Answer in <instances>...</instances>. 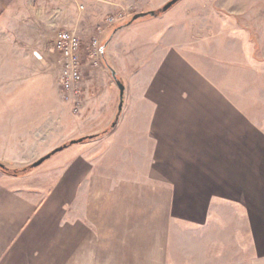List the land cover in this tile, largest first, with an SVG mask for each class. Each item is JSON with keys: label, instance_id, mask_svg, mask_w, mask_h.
Here are the masks:
<instances>
[{"label": "crops", "instance_id": "0c3cea01", "mask_svg": "<svg viewBox=\"0 0 264 264\" xmlns=\"http://www.w3.org/2000/svg\"><path fill=\"white\" fill-rule=\"evenodd\" d=\"M0 1L7 9L19 0ZM172 14L156 17L162 29L149 43L158 59L147 78L121 79V110L106 67L111 83L92 86L108 97L64 128L76 135L84 120H116L110 132L55 153L61 159L42 176L0 174V264H169L172 227L184 217L205 231L217 228L210 218L223 226L236 217V231L264 250V95L249 94L264 90V72L250 85L212 44L186 53ZM122 32L102 47L106 60ZM58 67L60 78L59 57Z\"/></svg>", "mask_w": 264, "mask_h": 264}, {"label": "rangeland", "instance_id": "374dc122", "mask_svg": "<svg viewBox=\"0 0 264 264\" xmlns=\"http://www.w3.org/2000/svg\"><path fill=\"white\" fill-rule=\"evenodd\" d=\"M17 1L4 2L14 6ZM19 1L15 7H0L4 21L0 23V162L8 167L29 166L49 153V148L57 142L55 146L59 147L73 138L109 127V120L100 119L96 126L91 120H84L82 134H68L64 129L70 126L73 114L93 112L99 95L108 97V88L104 93L92 85L111 83L102 47L115 30L124 33L111 42L112 54L105 53L107 63L120 79L139 82L147 78L158 59L152 53L155 44L149 43L162 29L156 17L168 12L175 17L169 26L175 29L180 47L186 53L189 48L204 51L212 44L214 53L219 49L229 54V65L243 72L250 85L254 79L258 80V73L264 72V0H179L161 16L140 18L130 25L126 23L134 15L161 8L170 0H69L67 6L61 7L64 0ZM118 14L122 18H117ZM109 16L114 17V22L106 21ZM63 30L74 32L82 42L80 98H84V103H80L76 113L70 102L75 100L64 96L57 82L58 54L53 51V43ZM140 33L150 37L144 40ZM94 39L99 43L96 49L91 47ZM36 51L40 56L34 55ZM187 56L190 58L191 54ZM196 57L199 61L200 56ZM249 94L264 95V90ZM53 115L58 117L56 121L50 118ZM67 136L72 138L67 140ZM61 154L53 155L20 177H28L35 169V174L42 176L43 171L61 159ZM0 174L4 173L0 171ZM212 219L217 222V228L213 225L210 231L192 226L187 217L176 219L169 237L168 252L173 254L168 257L169 264H264V250L256 248L246 232L236 231V217H228V223L223 226L220 217Z\"/></svg>", "mask_w": 264, "mask_h": 264}, {"label": "built area", "instance_id": "2783aa9c", "mask_svg": "<svg viewBox=\"0 0 264 264\" xmlns=\"http://www.w3.org/2000/svg\"><path fill=\"white\" fill-rule=\"evenodd\" d=\"M117 18H122L118 14ZM114 17H107L106 21L114 22ZM98 41L93 40L91 47L98 48ZM82 42L74 32L63 30L58 32L53 43V50L58 54L61 66L59 83L61 90L66 97H72L75 100L76 109L78 100L82 91V59H81Z\"/></svg>", "mask_w": 264, "mask_h": 264}, {"label": "trees", "instance_id": "16d2710c", "mask_svg": "<svg viewBox=\"0 0 264 264\" xmlns=\"http://www.w3.org/2000/svg\"><path fill=\"white\" fill-rule=\"evenodd\" d=\"M177 1H179V0H175L174 2L176 3ZM165 5H163L161 8H158L156 10H150V11L145 12V13H139V16H138L137 19L145 18V17L161 16L164 12H166L168 9H170L171 6H173V5H171L170 7L165 8ZM131 19H130V21H131ZM127 24L128 23H126V25ZM102 58H103V61H104V64L106 65V67L111 71L112 68L107 63L104 55H102ZM113 78L118 79V80L121 81V79L116 74L113 75ZM121 101H123V96H122ZM113 127H114V125H110L107 129H105V130H103V131H101V132H99L97 134L83 136V137H80V138H77V139L70 140L67 143H64L63 145L60 146L62 148L61 150L65 149V148H67L69 146H72L74 144L83 143L85 141H88V140H92V139H96L98 137H101V136L107 134L108 132H110ZM34 168L35 167L33 165L25 166L23 168H12V167H8L5 163L0 162V171L3 172L6 175H9V176L20 177V176H23V175L27 174L29 171H31Z\"/></svg>", "mask_w": 264, "mask_h": 264}, {"label": "water", "instance_id": "95a60500", "mask_svg": "<svg viewBox=\"0 0 264 264\" xmlns=\"http://www.w3.org/2000/svg\"><path fill=\"white\" fill-rule=\"evenodd\" d=\"M174 1H175V0H171V1H169L168 3H166L165 8H168V7H170L171 5H173V4L175 3ZM138 16H139V14L134 15V16L132 17L131 21L128 22L127 25H130L133 21H135V20L138 18ZM115 74H116V72L112 69V70H111L112 78H113V75H115ZM116 75H117V74H116ZM113 79L116 81V83H117V85H118V87H119V89H120V93H121V95H120V105H119V110H121V107H122V104H123V101H121V99H122V96H123L124 85H123V83H122L120 80L115 79V78H113ZM115 124H116V120L112 123V125L115 126ZM61 149H62L61 147H57L56 149H54V150L51 151L50 153L46 154L44 157H42V158H40L39 160H37L36 162L32 163L31 165H33L34 167H37V166L41 165L46 159L50 158V157H51L52 155H54L55 153H57V152H59V151H62Z\"/></svg>", "mask_w": 264, "mask_h": 264}]
</instances>
